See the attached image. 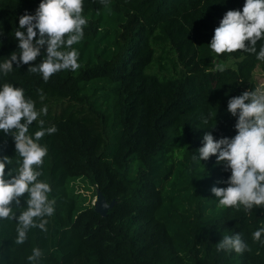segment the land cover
Returning <instances> with one entry per match:
<instances>
[{
	"label": "trees",
	"instance_id": "trees-1",
	"mask_svg": "<svg viewBox=\"0 0 264 264\" xmlns=\"http://www.w3.org/2000/svg\"><path fill=\"white\" fill-rule=\"evenodd\" d=\"M38 3L0 0V60L16 48L19 16ZM242 5L84 0L77 70L45 82L13 65L4 82L24 88L37 110L46 107L40 118L57 128L40 141L48 148L40 179L56 203L47 231L31 229L21 245L14 222L0 221V264H28L34 247L44 253L39 264H264V244L251 239L264 215L219 207L211 188L226 187L230 172L215 157L200 166L191 159L205 133L234 135L227 101L254 90L253 72L264 68L255 54H215L207 45L223 14ZM230 59L235 69L218 67ZM37 130L33 122L29 131ZM0 147L15 165L11 137L0 134ZM78 179L114 201L104 217L74 191ZM235 232L249 250L217 251L223 235Z\"/></svg>",
	"mask_w": 264,
	"mask_h": 264
},
{
	"label": "clouds",
	"instance_id": "clouds-1",
	"mask_svg": "<svg viewBox=\"0 0 264 264\" xmlns=\"http://www.w3.org/2000/svg\"><path fill=\"white\" fill-rule=\"evenodd\" d=\"M83 5L84 0H39L34 11L26 9L19 16L14 32L16 48L0 60V134L11 137L19 158L14 165L0 147V221L14 222L17 245L26 241L33 228L46 232L47 218L55 212L56 202L49 198L51 185L40 179L48 155L47 146L40 141L57 128L46 127L40 118L46 107L37 110L24 88L4 82V78L14 71L13 65L17 69L27 65V71L39 74L45 82L60 71L77 70L79 52L73 45L82 40L88 23ZM4 35L0 26V37ZM207 45L215 54L239 51L264 61V0H243L241 8L227 10ZM226 110L235 118L234 135L214 139L205 133L202 146L191 159L200 166L201 161L215 157L230 172L226 187L211 188L219 207L247 212L264 209V86L232 96ZM33 122L39 130L30 133ZM262 236L264 227L251 233L253 241L264 244ZM216 247L224 252L249 250L240 232L223 235ZM43 255L42 249L34 247L27 256L28 264H39Z\"/></svg>",
	"mask_w": 264,
	"mask_h": 264
},
{
	"label": "rangeland",
	"instance_id": "rangeland-1",
	"mask_svg": "<svg viewBox=\"0 0 264 264\" xmlns=\"http://www.w3.org/2000/svg\"><path fill=\"white\" fill-rule=\"evenodd\" d=\"M235 61L234 60H227L225 62H218L217 64L220 65L221 68H226V67H230V68H236L235 65ZM252 86L254 87V89L260 85V86H264V68L263 66H259L258 68L255 69V71L253 72V76H252ZM71 185L74 187V191L81 193L83 196L86 197V202H85V207L88 206H93L94 203L97 200V190L95 188H90L88 186V184L82 182V180L78 179L74 182L71 183ZM242 216L245 218H257L261 215H264V209H260V208H256L253 209L251 212H247V211H243Z\"/></svg>",
	"mask_w": 264,
	"mask_h": 264
},
{
	"label": "water",
	"instance_id": "water-1",
	"mask_svg": "<svg viewBox=\"0 0 264 264\" xmlns=\"http://www.w3.org/2000/svg\"><path fill=\"white\" fill-rule=\"evenodd\" d=\"M114 201L107 204L102 194L97 190V200L93 205V209L100 216L104 217L107 214V211L112 208Z\"/></svg>",
	"mask_w": 264,
	"mask_h": 264
}]
</instances>
